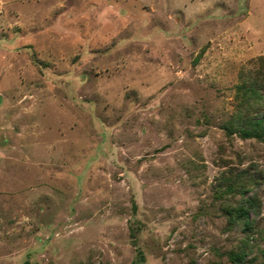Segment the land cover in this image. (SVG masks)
<instances>
[{"label": "rangeland", "instance_id": "obj_1", "mask_svg": "<svg viewBox=\"0 0 264 264\" xmlns=\"http://www.w3.org/2000/svg\"><path fill=\"white\" fill-rule=\"evenodd\" d=\"M234 254L264 264V0H0V264Z\"/></svg>", "mask_w": 264, "mask_h": 264}, {"label": "trees", "instance_id": "obj_2", "mask_svg": "<svg viewBox=\"0 0 264 264\" xmlns=\"http://www.w3.org/2000/svg\"><path fill=\"white\" fill-rule=\"evenodd\" d=\"M261 123L260 119L255 118L251 120L250 128L245 129L244 132L249 134L253 131H258L259 124ZM243 192V190L241 191ZM259 210V201L255 194L240 196L238 203L231 206L230 209L227 211L229 214L228 221L229 224H238L242 225V228L245 230H249L251 227V220L250 212L255 215L258 213ZM231 262L233 264H240L243 260L242 254H234L231 257Z\"/></svg>", "mask_w": 264, "mask_h": 264}]
</instances>
